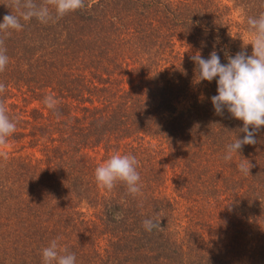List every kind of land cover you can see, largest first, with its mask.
Listing matches in <instances>:
<instances>
[{
	"label": "trees",
	"instance_id": "1",
	"mask_svg": "<svg viewBox=\"0 0 264 264\" xmlns=\"http://www.w3.org/2000/svg\"><path fill=\"white\" fill-rule=\"evenodd\" d=\"M84 3L5 37L0 99L19 122L0 160V264H42L58 237L76 264H264V126L226 161L243 122L215 113L218 78L199 80L190 58L251 55L247 18L264 0ZM117 152L137 158L140 195L98 186Z\"/></svg>",
	"mask_w": 264,
	"mask_h": 264
},
{
	"label": "clouds",
	"instance_id": "2",
	"mask_svg": "<svg viewBox=\"0 0 264 264\" xmlns=\"http://www.w3.org/2000/svg\"><path fill=\"white\" fill-rule=\"evenodd\" d=\"M4 5L11 12L5 14L0 23V33L4 34L0 36V72L9 63L5 37L10 35V30H22L21 20L27 22L35 19L42 24L55 23L67 13L85 7L84 0H43L40 4L35 0H9ZM247 27L250 40L244 42V45L245 48L248 44L252 45L251 55L246 50L237 52L235 56L226 52L227 64L221 63L216 50L207 59L199 53L190 57L198 66L199 80L211 82L218 78V94L211 97L215 113L223 115L226 109L232 117L243 122L239 131L245 135L243 138L237 137L226 146V161L232 160L233 154L239 153L244 145L256 144V133L264 126V12L255 17L249 16ZM5 91L6 85L0 83V94ZM43 103L59 118L58 100L53 95H45ZM18 122L19 117H10L5 101L0 99V160L9 159V137L16 132ZM138 163L134 155L114 153L96 167L95 180L100 188L109 191L114 189L117 182H123L129 194L140 195L142 185L137 171ZM251 167L247 159L237 164L239 171L245 175L250 174ZM113 216L116 220L120 218L119 214ZM143 226L146 231H152L159 228L160 224L153 219H145ZM59 239H53L42 249V264H76V255L62 248Z\"/></svg>",
	"mask_w": 264,
	"mask_h": 264
},
{
	"label": "rangeland",
	"instance_id": "3",
	"mask_svg": "<svg viewBox=\"0 0 264 264\" xmlns=\"http://www.w3.org/2000/svg\"><path fill=\"white\" fill-rule=\"evenodd\" d=\"M249 40H250V38H249Z\"/></svg>",
	"mask_w": 264,
	"mask_h": 264
}]
</instances>
